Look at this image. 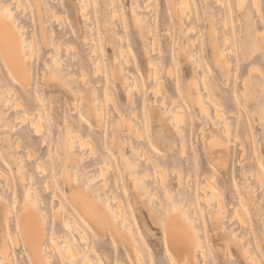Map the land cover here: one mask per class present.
Wrapping results in <instances>:
<instances>
[{
	"label": "rangeland",
	"instance_id": "obj_1",
	"mask_svg": "<svg viewBox=\"0 0 264 264\" xmlns=\"http://www.w3.org/2000/svg\"><path fill=\"white\" fill-rule=\"evenodd\" d=\"M175 1L178 9L181 8L178 4L184 5L179 0H174L175 6ZM191 1V7L188 4L187 9L185 4L181 8L182 11L183 8L184 11L188 10V21L186 17H182V20L175 17L169 0H87V10L91 18L87 23L82 18L79 0H40L41 15L48 34V46L45 47L41 40L34 3L31 0H20L22 8L18 9L15 0H0V9H6L16 17L17 24L26 29L27 41L35 42L34 50L26 47L29 52L35 51L30 62L34 80L26 88L19 84L0 59L1 97L6 99L7 90L10 89L12 92L16 91L11 95V100L15 98L13 102L16 103L21 99L20 102L24 104V107L17 109L4 108V114L0 117V172L9 173L11 182L15 183L16 193L8 191L4 177L0 178V192L8 200L18 197L21 208L24 209L27 203V186L34 184L43 204L48 205L45 214L49 226L55 221L54 210L59 207L60 199H53L50 196L52 191L55 190L59 196L63 194L69 204L68 191L70 192V187L76 186L77 183L74 177L70 178L73 180L71 183L70 180L67 182L65 177L67 172L72 176L79 173L83 178L84 188L87 189L90 185L91 189L94 187L93 191H100L103 195H109L113 190L110 197L117 193L119 202L121 201V205L130 214L128 218L130 217L131 222H136V236L141 244L145 263L169 264L171 256L165 251L161 224L159 226L163 208L157 200H161L160 202L168 208L172 200L167 198L158 184L154 185L153 182L157 181L159 173L150 166L142 164L139 171L140 176L145 173L148 175L143 181L147 186L145 196L140 194L143 190L136 191L128 179L129 173L123 168L118 155L123 151L128 157L133 156L130 146L132 139L133 145H136L139 151L141 147V153L156 155L180 165L178 171H171L168 167L166 179L168 188L174 194L172 199H178L180 193L185 196L184 202L188 203L187 217L194 221L200 232L199 237L205 244L206 257L201 256L199 251L196 264H249L244 254L245 247H249V251L264 264V0H245L242 6L239 5V0ZM5 5L9 6L6 8ZM137 5L144 11H139ZM136 11L142 15V34L134 19ZM112 13L116 15L113 17ZM190 25L196 26L197 29L189 31ZM212 25L218 31L220 45L229 61L228 67H221L217 63L216 51L209 36ZM88 27L93 29L89 31ZM105 28H110L111 33ZM52 29L55 30L54 36H51ZM111 34L113 37H110ZM89 35L95 37V43ZM226 36L230 38V42L225 44ZM86 39L88 42H84ZM152 41L155 45H152ZM57 42L62 44L61 49H55ZM67 46H70V49H67ZM120 47L128 50L126 57L130 58L131 65H126V68L136 75L139 83L136 86L139 88H135V79L131 74L123 73L121 77H113L110 73L117 58L119 61L116 60V63L121 62L125 66V58L119 53ZM94 48L98 50L96 55L93 53ZM98 59L104 70L103 73L100 71L101 73L96 74L94 61ZM152 59L160 69V78L157 81L149 75V61ZM198 63H201L200 67L197 66ZM47 65H56L58 72L60 71V79L49 80L48 72L50 73L51 69L47 68ZM170 67L173 69L171 75L168 73ZM84 73L87 78L82 80ZM126 79L128 83L125 82ZM204 79L224 112L223 120H216L218 127L198 109L197 98L201 94L206 98L210 113L214 115V107L207 99ZM128 87L133 88V99L127 96ZM108 93L113 96L110 98ZM38 101L43 105L46 114L43 122L44 137L47 136V140L44 143L48 144H44L43 139L35 135L31 121L25 114L35 113ZM92 101L104 111L105 120H101L102 124L99 122L100 126ZM162 101H165L164 104ZM154 108L164 116L167 114L164 118L167 119L169 130L154 119L150 121L149 113ZM171 108H182L186 122L191 119L194 121L191 130L189 131L188 126L184 132L188 135L185 152L181 150L180 137L171 128L172 124L168 119L171 114L167 109ZM65 119L68 120V126ZM129 122L140 128L138 129L143 132L144 139L136 137L131 131L128 134L125 123ZM227 122L229 125L224 126ZM227 126L231 130L228 137L224 135ZM67 127L92 142V147L88 145L85 149L84 146L78 151L76 148L77 153L81 156L84 154L83 162L68 165L58 158L65 148ZM200 127L204 133L199 131ZM211 129L215 130L219 139H223L222 151L216 154L221 155V160L227 163L226 171L209 168L211 161L206 148L211 144L201 136L210 134ZM22 133L26 137H20ZM18 138L21 146L16 147ZM148 141L152 142L154 151L148 146ZM18 147L21 148L18 150ZM55 149L59 150V154ZM106 150L113 155L114 163L107 167V173L102 179L98 175V162ZM31 151L34 156L32 161L29 159ZM16 153L26 160V168L29 169L28 172L24 169V173L26 172L27 177H34L35 183L18 184V165L14 155ZM5 159L9 165L5 164ZM37 163L45 165L48 172L40 170L41 167H37ZM195 164L198 168L194 167ZM179 171L181 176L183 175L182 179L177 174ZM93 177H96L97 182L90 181ZM209 179L214 180L217 196H214L211 202H208L207 198L212 191L209 188L206 192L202 191ZM46 182H50V185ZM104 182L107 183V187L104 185L107 189L102 191ZM47 186L51 189L46 188ZM152 195L154 196L151 197ZM220 198L225 205L224 211L217 208V200ZM52 199L53 205H50ZM192 202L198 204L199 218L194 214ZM183 205L186 206L185 203ZM21 211L16 210L15 206V215L10 216L7 208L0 205V249L4 241L9 242L11 246L8 252L13 257L10 263L2 262L0 258V264H30L22 247H17L12 238L17 220L15 217L20 215ZM215 217L218 218V223ZM66 223L67 220L63 216L58 228L59 234L65 232ZM88 239L95 264H136L132 253L115 239L102 237L97 233H92ZM78 249H83V246L79 244ZM52 258V264H67L58 251L56 254L52 252Z\"/></svg>",
	"mask_w": 264,
	"mask_h": 264
},
{
	"label": "bare ground",
	"instance_id": "obj_2",
	"mask_svg": "<svg viewBox=\"0 0 264 264\" xmlns=\"http://www.w3.org/2000/svg\"><path fill=\"white\" fill-rule=\"evenodd\" d=\"M15 1L17 2V8L21 9L22 4H21L20 0H15ZM31 1L34 3L36 10H37L38 21L40 24V36H41L42 43L45 47H47L48 46V34H47V31L45 30L43 17L41 15L42 14V11H41L42 6L40 3V0H31ZM86 1L87 0H79V3H80V8H81L82 18L88 23L91 18L88 14V10H87V8H88L87 4L88 3ZM169 1H170L171 6H172L173 13L177 19L182 20V17H186L187 20H188V18L190 19V17H189L190 15L187 12L188 10L186 11V9H185V11H184V8H183V11H182L181 8L183 6H185V4L187 5V6H185V8L188 7V4H189V7H191V3H192L191 0H179V2L181 4L184 3V5H182V6L180 4H178L179 7H181L179 9H178L176 1L175 2H176L177 8L175 5H173L174 0H169ZM244 1L245 0H239V5L242 6ZM2 5H4V4H2ZM7 6H9V5H5L6 8H7ZM137 7H138L139 11H144V9L140 5H137ZM52 12H53L52 14L55 17L56 14L54 13V10H52ZM114 12H115V10H114ZM115 15H116L115 13H112L113 17ZM55 19H56V17H55ZM134 19H135L136 24L138 25L139 30L141 32L142 28L144 27V26H142V22H140V21H142V15L136 11V12H134ZM57 20H59V19L57 18ZM188 21H190V20H188ZM195 27L196 26H194V25H190L189 31L190 30L195 31L194 29H197ZM92 29L93 28L90 27L89 31ZM107 29H109V32L111 33V29L110 28H107ZM25 30L26 29L23 26L17 24L16 17L11 15L6 9L5 10L0 9V59L2 61V64L7 68V70L10 71V73H12L14 75V77L19 82V84L24 88L28 87L30 82L34 80V75L32 74L30 62L35 55V51L29 52V50L26 48L29 46V48H32V50H34L35 49V42H34V40L27 41V39L25 38ZM109 32H106V33L108 34ZM142 33L143 32H141V34ZM112 34L110 35V37L111 36L113 37ZM54 35H55V30L52 29L51 30V36H54ZM89 36L91 37V35H89ZM209 36L212 40V43L214 45V49L216 51L217 63L221 67H228L229 61L225 57L226 56L225 50L220 45L218 31L214 25H212V27H210V29H209ZM120 37H122V36H120ZM88 39H86L84 42H88ZM90 39L95 43V41H96L95 37H91ZM153 39L155 40V38H153ZM120 40H122V39H120ZM228 42H230V38H228L226 36L224 39V43L226 44ZM153 44H154V42L152 43V45ZM61 47H62L61 43H59V42L55 43V49L58 50V49H61ZM67 47H69L67 49H70V46H67ZM73 48H74V45H73ZM119 49H120V52H119L120 56H123L125 58L124 59L125 66L121 62L116 63V60H118V58H117L115 60L114 67H112L110 69V73L113 77H121V76H123L122 75L123 73H129L135 79V81H134L135 85L134 86H136L139 84L137 81L138 79H137L136 75H133V73L129 72L126 68V65L130 64V62H129L130 58L126 57V56H128L127 54H129L127 52L128 50H126L123 47H120ZM126 52H127V54H126ZM93 53H94V55H96L98 53L97 48L93 49ZM100 63L101 62L99 59L94 61V72L96 74L100 71L103 73L104 69L102 70V67H101L102 64H100ZM197 66L200 67L201 63H198ZM47 68L51 69L50 73L48 72L49 80L54 81L56 79L57 80L60 79V75H59L60 71L58 72V68L56 67V65H53V66L47 65ZM168 73L169 74L173 73L172 67H170L168 69ZM0 74H1V71H0ZM149 75L155 81L159 80V78H160V69H159L157 63L153 59L149 61ZM86 76H87L86 73H84L82 75V80H85L87 78ZM125 82L128 83V79H126ZM203 83L205 85L206 91L208 92L207 93V99L209 100L211 105L214 107V115L210 113L209 107L206 104V100H205L206 98L204 99V97H202L201 94L197 98L198 109L205 116L209 117L211 122L216 127L217 126L216 120L219 118L221 120H223L222 116H224V112L219 107L218 101L215 99V97L209 91V87H208L205 79L203 80ZM135 88H139V86H136ZM132 89H133L132 87H128L127 96L129 98H132L131 97L132 96L131 91H133ZM2 90H3V88H1V91ZM13 93L15 94L16 91L12 92L10 89H8L7 90L8 97L6 99H3L1 97V94H0V117H2V115L4 114V111H3L4 108L13 107V109L14 108L17 109V107L24 105L23 102H20L21 99L19 100V102L16 101V103L13 102L15 98L11 100V98H12L11 95ZM157 93L161 94L160 92H157ZM16 95H18V94H16ZM111 95L113 96L112 93H111ZM111 95L109 94L108 96H110V98H111L112 97ZM35 100H36V98L34 99V101ZM92 102H93V106L96 109V116L99 118L98 123L100 122L102 124L103 119L105 117L103 108L98 107L94 101H92ZM162 102L164 104L165 101H162ZM20 103H21V105H20ZM104 109H105V107H104ZM179 109H177V110L172 109V108L167 109L169 111V113L171 114L170 115L168 113V115H170V117L168 119L171 122L170 124H172L171 128H173L176 135L180 137V140H181L180 141V143H181L180 147H182L181 150H183V152H185L186 151V149H185L186 148V138H187L186 136H188V135H186V133H184V132L186 131L188 126L190 127L189 131L191 130L194 121L191 119L190 122H186V118H184L185 114L183 111H181L182 108L180 110ZM25 114H26V117H28L31 121L30 123L34 129L35 135L41 137L43 139L42 140L43 143L46 142L47 136L44 137L45 125L43 122V118L46 116V114H45L44 107L41 104V102L40 101L37 102L35 113L27 112ZM134 114H136V113H134ZM120 115H121V113H120ZM166 115L167 114H165V116ZM165 116L156 108H154V110H152L149 113L150 121L152 119H154V120H156V122H159L163 128H164V126H166V129L169 130L168 123H166L167 119L164 118ZM21 120L23 121V119H21ZM24 120H28V119L24 118ZM65 120H66L65 122L68 121L67 119H65ZM101 120H102V122H101ZM225 121H223V122H225ZM130 122L125 123L126 129L128 130V134L131 131V132H133V134L136 137H138V138L141 137L144 139L143 132L139 130L140 128L138 127L139 128L138 129L136 124H133ZM100 123H99V126H100ZM159 123H157V125ZM182 123H183V125H182ZM227 123H224V124L222 123V124L224 126H225V124L229 125V123L228 124ZM65 124L68 126V122ZM222 124H220V125H222ZM183 126H185V127H183ZM202 128L199 129L200 132L202 131ZM230 129H231V127H230ZM89 130H90V132L92 131L91 129H89ZM143 130H145V129H143ZM224 131H225L224 135L226 137H228L227 136V135H229L228 132L231 131L228 129V126L225 127ZM67 134H68V136H67L65 148L63 149V153H61L58 156V158H60L59 160H61L64 164H68V165H71L72 163L76 164L78 162H83L84 161L83 157L85 158V156L83 154L82 155L83 157H82L80 155V153H77L76 148L78 151L79 148H83L84 146H85L84 147L85 149L88 145L90 147H92L91 146L92 145L91 140L83 138L78 133H74L70 127H67ZM189 135H191V134H189ZM23 136H25V135L23 134L20 137L24 138ZM196 137H198V136H196ZM201 137H203V139L206 138V141L209 140L210 144H211V145H209L208 148H206L208 156H209L210 161H211V165H209V168H212L215 170H220V171H226L227 170V163L224 160H221L222 159L221 155L216 154L220 150L222 151L221 144H223V143H221V142L223 139H219L215 130H212V129L210 131V134H208V135L203 134ZM237 138H238V136L236 137V141H237ZM228 139H230V137ZM130 140H131L130 141L131 142V145H130L131 146V152H132L133 156L128 157V155L122 151V153H119L118 157L120 158V163L123 165V168L125 169V171H127L129 173V176H127V177L133 183L134 188H136V191L138 189H142L143 191L141 190L142 192H140L141 195H144L145 193H147V186L143 184V181H144V178L145 179L148 178L147 177L148 175H146V173H145V175L144 174L142 175L143 177L139 175V171L141 170V166L143 164V165L148 166V167L150 166L152 169L155 170V172L159 173L158 174L159 177H158L157 181L154 180L155 182H153V183H154V185L158 184V186L161 187L162 190H164V193L167 196V198L172 200V204L170 205L169 208L164 206L162 204V202H160L161 200H157V201H159L161 207L163 208V215L161 218L159 217V219H160L159 226L161 224V228H162V232H163V239H164V244H165V251L167 254L169 253L171 256V259H169V264H188V262L191 264H196L199 260V258H198L199 251H201V256L206 257L205 250H204L205 244L203 243V241L199 237L200 232L195 227L194 221L187 217L188 203L184 202L186 200L185 196L182 193H180L179 198H178L179 200L178 199H176V200L172 199L174 197V194H173V191H171L168 188L167 179H166V171H167L168 167L171 168V171H172V169L173 170L177 169L176 171H178L180 169V165L172 163V162H170V160L165 159L166 160L165 161L163 158L161 159L156 155H148V154L146 155L145 153H141L140 152L141 147H140V151H139L138 148L136 147V145H133L132 139H130ZM238 140L240 142V139H238ZM206 141L204 143H206ZM20 142L21 141L19 139V141H17L16 147L21 146ZM26 142H27V140H26ZM44 144H48V143H44ZM187 144H188V142H187ZM204 145H206V144H204ZM148 146L152 148L151 150L154 149L151 141H148ZM191 146H193V145H191ZM20 148L18 147V150ZM56 148H58V147H56ZM226 148H227V146H226ZM27 149L30 151L29 148H27ZM55 150L59 154V150H57V149H55ZM81 151H83V150H81ZM32 152L33 151H31V155H29L30 161H32L31 158L34 157L32 155ZM28 153L30 154V152H28ZM94 153H96V152L94 151ZM183 154H182V156H184ZM14 155H15V160L17 161V165H18V167L16 169V172L18 174V178H17L18 184H21V183L22 184H30L31 182L35 183V181H33L34 177H32L30 175H29V177H27L25 174L26 172L24 173V169H27L26 170L27 172L29 169V167L26 168L27 167L26 166V160H24L23 157H20L19 154H17V153ZM185 155H186V153H185ZM243 155H244V152H243ZM112 157H113V155L111 153H109L107 150L103 153L101 160L98 162L99 163L98 168L100 169V173L98 175L100 176V178L103 179L107 173V167H110L113 165L114 161H113ZM29 159H28V161H29ZM32 159H34V158H32ZM6 160L7 159H5V164L9 165L8 161H6ZM38 163H37V167H41L40 170H45L44 171L45 173L48 172L45 165H42L41 163L38 164ZM113 167H111L112 170H115ZM194 167L198 168V165L195 164ZM37 169H39V168H37ZM86 169H87V167H86ZM174 171H173V173H174ZM50 173H52V169H50ZM50 173L48 175H50ZM78 174H74L72 176V175H70V173L67 172L66 177H65V180L67 182H69V180H70V183H71V181H73L70 178L72 177V179H73V177H74V179H75L74 181H75V183H77L76 186L73 184L74 186L70 187V189H69L70 192L68 191V198L70 199L69 204H67V201H66L63 194H60V196H59V194L56 193L55 190L52 191V195H50V196L53 199L55 197L60 198V199H58L59 200V207L55 208V210H54L55 221H53L51 223V225H49V226L47 225V216L45 214V211L47 210L48 205L45 206L43 204L44 202L42 201L41 195H39L36 192L37 190L35 189L34 184L27 186V193H26L27 203L24 206L25 207L24 209L21 208V201L18 199V197H15L13 200H8L7 197L0 192V205L7 208L8 215H10V216L15 215V206H16V210L21 211V209H22L21 213H19L20 215H17L15 217V219L17 218L16 226H15V229L12 233V238H13L16 246L22 247L23 252L27 255V258H28L30 264H52V262H53L52 252L56 254L57 251L59 254H61L63 256V259L65 260V262L67 264H95L96 260L92 259V253L90 251L91 246L89 244L88 238L92 233H97L98 235H100L102 237L113 238L119 244L124 245L126 250L131 252L132 255L134 256L136 264H146L144 255L142 253L141 244H140V242L136 236V234L138 233V227L136 226V222L134 221V223H133L130 221V217L128 218V216L130 214H128L127 210H125L124 206L121 205V203H120L121 201L119 202V199L117 198L118 196L116 195L117 193L114 191L115 195L110 197L109 195H111V193L113 191L111 189H110L111 193L109 195H106V194L103 195V194H101L100 191H97V192L93 191L94 187L91 189L90 185L86 189L82 185L83 178L80 177L81 174H79V175ZM177 174H179L180 178L182 179L183 175L181 176L180 171H179V173L177 172ZM3 177H4V179L7 180L6 188L8 189V191H10L13 194L16 193L15 183H14V181L11 182L10 175L7 171L0 172V178H3ZM95 178L96 177H93L92 179L90 178V181L92 183L97 182V180H95ZM181 179H179L180 182H181ZM260 180L263 183L262 178ZM46 183H48V182H46ZM48 184L50 185V182ZM178 184H180V183H178ZM67 185H69V184H67ZM102 185H103V187H101L102 191H103V189L106 190L107 188H105V187H107V183L104 182ZM104 185H106V186L104 187ZM45 186H46V184H45ZM49 187L47 186L46 188H48L50 190L51 188H49ZM207 188H209V190L212 191L211 192L212 194L210 195V197L207 198V201L211 202V200L213 198H215L214 196H216V194H215L216 193L215 192L216 187H215L213 179H209V181H207V186L206 187L203 186L202 191L206 192ZM155 189H157V188H155ZM156 191H158V190H156ZM154 194H156V192H154ZM153 196L154 195H152L151 197H153ZM156 197H158V195ZM53 199L50 201V205H53ZM217 201H218L217 208H219V210H221V211H224L225 205H224L223 199L220 198ZM133 202H134V200H133ZM250 202H251L250 199H248V203H250ZM183 203H185L186 206H184ZM5 204H8V205L6 206ZM112 204H113V206H112ZM154 204H155V202H154ZM149 207H150V205H149ZM191 207L193 208L194 214L196 216H198V218H199V211H198L199 209H198L197 202H192ZM156 211L158 212L157 209H156ZM237 211H239V209L236 210V212ZM237 214H238V212H237ZM155 215H154V217H155ZM63 216H65V218L67 220V223H66L67 226L65 228V232L59 234L58 228L60 227L59 224H60L61 218ZM235 216H237V215H235ZM156 217H157V215H156ZM214 219L218 223V221H219L218 218L215 217ZM240 220H241V217H240ZM245 221H244V223H245ZM79 244H81L83 246V249H81V250L78 249ZM10 246H11L10 243L7 241H4V243L2 244V247L0 249V258H1L2 262H9L10 263L13 261V257L8 252ZM56 248H57V250H56ZM257 251L260 252L259 250H257ZM244 254H246L245 256L251 264H253V263L254 264L260 263L261 264L260 259H258V257H256L254 255V253H251L249 251V247H245ZM260 254L261 253H259V255ZM57 263L59 264V262H57ZM119 264H123V263L120 262Z\"/></svg>",
	"mask_w": 264,
	"mask_h": 264
}]
</instances>
